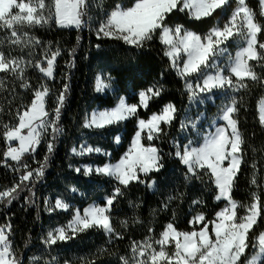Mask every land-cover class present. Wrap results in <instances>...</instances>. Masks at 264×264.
<instances>
[{
    "label": "trees",
    "instance_id": "1",
    "mask_svg": "<svg viewBox=\"0 0 264 264\" xmlns=\"http://www.w3.org/2000/svg\"><path fill=\"white\" fill-rule=\"evenodd\" d=\"M26 1L29 0H23ZM51 2L46 0L48 4ZM87 3L85 23L79 28L60 26L54 18L47 24L25 26L23 30L39 44L12 45L8 39L11 30L0 29V51L9 59L23 57L33 64L40 61L46 67L45 53L60 50L52 78H46L35 67L26 68L24 78L30 85L28 88H22L21 81L11 73H0L3 81L0 87V192L21 185L10 203L7 198L0 199V226H11L9 240L18 264H122L121 257H132L133 241L141 242L149 237L159 239L168 223H173L180 231H191L193 225L189 221L197 213H204L208 221L214 219L226 201L215 199L218 189L203 171L198 177L186 178L187 168L175 152L177 146L182 148L189 142L200 145L213 130V122L221 116L222 108L233 98L239 109L234 118L245 140L243 163L232 192L233 199L243 205L238 215L246 214L254 192L261 200L262 215L249 234V247L240 262L247 264L257 251L256 238L264 232V125L259 119V105L264 99V61L250 62L258 79L246 80L247 87L216 90L212 98L202 95L203 102H193L189 100L184 79L170 66L164 54L159 31L142 48L97 36L100 23L116 5L128 8L135 0H87ZM247 5L254 11L256 20L264 25L260 0H247ZM235 7L236 0H231L227 7L201 20L191 18L187 12L174 11L165 22L169 27L183 25L184 29L204 36L213 26H223ZM258 40L264 42V33ZM242 46L240 40H230L228 53L234 56ZM221 60V66L227 65L228 56ZM99 74L110 83L112 93L97 92ZM41 85L50 89L46 110L51 118H54L57 98L68 85L57 121L62 133L54 135L49 128L37 149L26 153L22 163L12 161L4 156L9 146L3 136L4 125H18L17 113L30 106L35 90ZM152 86H162L163 92L151 100L146 109L141 107L136 116L103 129L84 127L86 118L95 109L114 107L122 97L130 104H139V93ZM169 103L176 107L175 119L170 125H162L163 133L159 138L143 139L145 145L151 143L159 149L163 167L158 172L141 174L142 183L134 181L127 187L121 186L122 195L117 196L111 207V223L119 236L92 228L70 240L45 244L47 233L66 225L74 210L82 211L92 203L103 206L118 186L114 178L106 175L94 172L84 175V166L118 162L131 145L138 119L147 120ZM202 114L204 119H200ZM190 122H196V127H191ZM182 125L187 127L182 128ZM116 137L120 138L119 143ZM50 142L54 144L51 153L48 151ZM82 145L101 151L85 155L72 151L73 148L80 150ZM25 164L27 169L23 167ZM42 165L43 176L21 184L20 178L26 171H34ZM77 168L81 171L77 172ZM253 176L256 184L251 182ZM153 182L154 187H149ZM58 198L70 204L68 211L48 210Z\"/></svg>",
    "mask_w": 264,
    "mask_h": 264
},
{
    "label": "snow or ice",
    "instance_id": "2",
    "mask_svg": "<svg viewBox=\"0 0 264 264\" xmlns=\"http://www.w3.org/2000/svg\"><path fill=\"white\" fill-rule=\"evenodd\" d=\"M231 0H135L128 8L120 5L108 14L97 28V36L122 40L125 44L142 48L151 41L159 31L161 43L165 46V56L170 60V66L184 79L185 88L190 101L203 102L201 96L212 98L216 90L236 89L247 87L246 80L258 79L250 62L264 61V42L258 36L264 33V25L256 20L254 11L247 6L246 0H236V7L228 20L221 26H213L207 34L201 36L184 29L183 25L169 27L166 17L174 11L187 12L196 20L212 17L217 10H222ZM261 15L264 16V0H260ZM87 0H0V29L11 30L9 41L12 45L28 47L39 44L33 38H27L23 32L25 26L43 25L51 19L60 26L81 27L87 13ZM47 13V14H46ZM27 38V39H26ZM230 40H240L243 44L235 55L228 53L227 44ZM60 50L46 52V67L40 61L33 64L23 57L8 58L0 51V73H11L21 81L22 88L30 87L24 78L27 67L37 68L46 78L54 75L55 61ZM228 56V63L221 66L219 59ZM195 78V83H193ZM235 78V79H234ZM0 87L3 81L0 80ZM109 87L102 79L97 80V90ZM68 85L64 86L57 98V107L54 109V118L46 110V98L50 93L47 85L34 92V98L23 112H18L19 123L13 127L4 125L3 136L9 146L4 153L6 158L22 163L26 153L34 152L41 143L49 128L54 135L62 133L57 121L66 99ZM163 92L162 86H152L139 93V104H128L121 98L119 104L112 109L93 112L86 118L85 128L103 129L106 126L123 122L136 116L138 110L147 108L151 100L159 97ZM237 101L233 98L221 112L220 120L225 124L216 126L215 131L207 134L199 147H192L191 142L182 148L177 146L175 156L186 166V178L199 176L203 171L209 175L218 189L216 200H225V206L216 212L214 219L208 221L204 213H197L189 224L191 231H180L173 223H168L160 234L159 239L151 237L144 241H133L131 246L132 257H121L122 264H240L241 258L249 247V234L261 217V200L257 193H253V200L246 208V214L238 215V209L243 207L232 197V192L243 163V145L245 140L238 128V121L234 115L238 112ZM176 107L169 103L163 106L159 113H153L147 120L138 119L137 131L127 152L115 164H105L93 168L84 166V175L93 172L114 178L118 182L113 194L106 198V203L89 205L83 212L76 209L72 219L63 226L54 228L47 233L45 244L55 245L72 239L78 233L92 228H99L108 234L119 236L111 223L110 210L117 196L122 195L121 186L127 187L131 182H143L141 174L148 175L158 172L162 167V157L159 149L148 141L159 138L163 133L162 125H170L175 119ZM259 119L264 125V102L259 106ZM196 127V122H190ZM187 127V125H182ZM24 130H27L26 134ZM119 143V137H116ZM11 141H18V147L11 146ZM54 144H48L51 153ZM74 153L85 155L100 152L99 148L82 145L80 150L73 148ZM107 155V153H105ZM47 159V157L45 158ZM7 161H5L6 163ZM27 169V165H23ZM255 167V165H253ZM77 172L81 169L77 168ZM44 166L34 171H26L21 176V184L30 181L33 177L43 176ZM252 184H256L253 176ZM150 184L149 187H153ZM21 185L0 192V199L7 198L9 203L15 199ZM75 191V189H73ZM199 203V201H194ZM167 205H165L166 207ZM70 205L61 199H56L48 210L68 211ZM199 225V227H195ZM211 225V228H210ZM10 225L0 226V264H18L12 252L9 234ZM258 251L247 261V264H260L264 261V232L258 235ZM174 247L173 252L167 250ZM67 264V262H65Z\"/></svg>",
    "mask_w": 264,
    "mask_h": 264
},
{
    "label": "rangeland",
    "instance_id": "3",
    "mask_svg": "<svg viewBox=\"0 0 264 264\" xmlns=\"http://www.w3.org/2000/svg\"><path fill=\"white\" fill-rule=\"evenodd\" d=\"M26 2H29V1H26ZM47 14V13H46ZM47 24V23H46ZM67 27H75V26H67ZM22 31L23 32H25L23 29H22ZM27 38H30L29 37V35H28V37ZM26 38V39H27ZM222 58H220L219 59V61H218V63L220 64L221 63V60ZM98 78L99 79H102L105 83H107V84H109V87H107V88H105V89H103V90H97V92L98 93H100V94H103V95H106L107 93H112L113 92V88H112V86L110 85V83L103 77V75H101V74H99L98 75V77H97V80H98ZM96 87H97V85H96ZM124 100H125V102L126 103H128V104H130L126 99H125V97H122ZM121 100V99H120ZM120 100L116 103V105L114 106V107H110V108H106V109H103V110H99V109H95L94 111H92V113L93 112H98V111H104V110H109V109H112V108H115L118 104H119V102H120ZM261 102H264V99L261 101ZM45 107H46V105H45ZM91 113V114H92ZM90 114V115H91ZM90 115H89V117H90ZM205 118V115L204 114H202L201 116H200V119H204ZM216 126H219V125H212V127H213V130L212 131H210L208 134H210V133H212V132H214L215 131V127ZM89 129H96V128H89ZM24 132H25V134H26V132H27V130H24ZM204 141V140H203ZM11 143V146H13V147H18V144H19V142L18 141H11L10 142ZM142 143H143V140H142ZM203 143V142H202ZM201 143V144H202ZM8 144H9V142H8ZM200 144V145H201ZM191 145H192V147H199L200 145H194V144H192L191 143ZM38 147V146H37ZM37 147H36V149H37ZM79 151V150H78ZM95 153H98V152H95ZM76 154V153H75ZM10 159V158H9ZM107 164H115V163H107ZM88 166H91V167H93V168H97V167H102V166H98V165H88ZM95 173V172H94ZM109 177V176H108ZM154 187V186H153ZM152 187V188H153ZM62 200V199H61ZM68 204V203H67ZM97 205L96 203H92L91 205ZM70 205V204H69ZM88 207V206H87ZM77 209H79V208H77ZM59 211H63V210H59ZM81 212H83V210L81 211ZM259 219V218H258ZM167 250L171 253V252H173L174 251V247L173 246H171V245H169L168 246V248H167ZM257 251H258V247H257ZM256 251V252H257ZM13 252V251H12ZM253 257V256H252ZM251 257V258H252ZM261 262L262 261H260V264H261Z\"/></svg>",
    "mask_w": 264,
    "mask_h": 264
},
{
    "label": "crops",
    "instance_id": "4",
    "mask_svg": "<svg viewBox=\"0 0 264 264\" xmlns=\"http://www.w3.org/2000/svg\"><path fill=\"white\" fill-rule=\"evenodd\" d=\"M246 3H247V0H246ZM247 6H248V5H247ZM248 7H249V6H248ZM192 32H193V31H192ZM193 83H194V82H193ZM125 99L127 100L126 97H125ZM262 100H263V99H262ZM262 100H261V101H262ZM260 104H261V102H260ZM259 106H260V105H259ZM215 124H216V125H219V126H222V125L225 124V122L222 121V120H220L219 117H218V118L213 122V126H214Z\"/></svg>",
    "mask_w": 264,
    "mask_h": 264
}]
</instances>
